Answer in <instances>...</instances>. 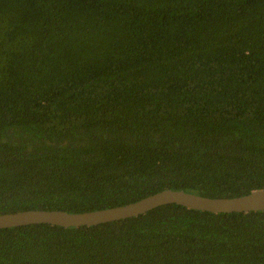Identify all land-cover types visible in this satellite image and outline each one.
Listing matches in <instances>:
<instances>
[{"label":"trees","instance_id":"1","mask_svg":"<svg viewBox=\"0 0 264 264\" xmlns=\"http://www.w3.org/2000/svg\"><path fill=\"white\" fill-rule=\"evenodd\" d=\"M164 189H264V0H0V214ZM0 264H264V210L4 228Z\"/></svg>","mask_w":264,"mask_h":264},{"label":"water","instance_id":"2","mask_svg":"<svg viewBox=\"0 0 264 264\" xmlns=\"http://www.w3.org/2000/svg\"><path fill=\"white\" fill-rule=\"evenodd\" d=\"M178 204L188 209L213 213H248L264 210V189L233 198H211L183 190L164 189L139 201L112 208L69 213L64 210H26L0 214V229L31 224L63 227L92 226L144 214L158 206Z\"/></svg>","mask_w":264,"mask_h":264}]
</instances>
